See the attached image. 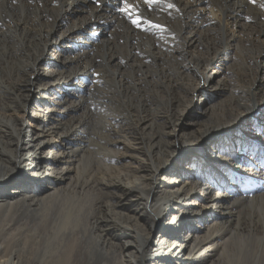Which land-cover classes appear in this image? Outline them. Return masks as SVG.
I'll return each instance as SVG.
<instances>
[{"label":"bare ground","instance_id":"1","mask_svg":"<svg viewBox=\"0 0 264 264\" xmlns=\"http://www.w3.org/2000/svg\"><path fill=\"white\" fill-rule=\"evenodd\" d=\"M261 5L0 0V264H264ZM70 41L80 47L40 80L45 56ZM227 55L230 77L213 83ZM85 79L88 95L68 109L29 104ZM213 87L222 99L210 105ZM201 102L191 151L179 152L177 127ZM121 140L135 167L117 164Z\"/></svg>","mask_w":264,"mask_h":264},{"label":"rangeland","instance_id":"2","mask_svg":"<svg viewBox=\"0 0 264 264\" xmlns=\"http://www.w3.org/2000/svg\"><path fill=\"white\" fill-rule=\"evenodd\" d=\"M83 5H84L83 3H80V4L75 6L76 13L80 12L79 7H81ZM106 6L107 5L104 4L103 7H106ZM108 7L110 9H112V11L115 12V9H113L111 7V5L108 4ZM81 11L83 12V10H81ZM59 25H60V29L61 30L66 28L64 25H62V23H60ZM101 26H102V28H98V29H104L105 28L104 24H102ZM105 29L107 31L109 28H105ZM106 31L104 32L105 34H106ZM84 36H85V39H86L89 36V33H86ZM79 43H81V42L80 41L79 42L78 41H74V42L70 41L67 44L66 43L63 44V48L62 47L58 48L59 54L57 53V50H55V49L51 50V52L45 56L44 61L41 63L43 69L40 70V73L38 75L39 79L42 80V81L45 80V82H46L45 71L54 70V69L58 68L60 66L58 56L61 57V56H69V55L74 54L77 51L76 49H78L80 47ZM234 56H235V51H234L233 48H231V50L229 52V57H234ZM226 58H228V55L226 57H223V59H221V61L219 63L220 64V69L217 72V74H214L215 75V79H214L213 83L221 85V79L223 81L225 79H228V77H230V73L228 72V66L225 64V61H228V60H225ZM216 84H215V87L217 88ZM89 85H90L89 79H85V80H83V81H81V82H79L77 84H72V85L64 84V85H61V87H60V85H53L51 87L49 86V87H46L47 90H45L46 96L42 97L43 95L38 96L36 94L35 95L33 94L32 97L29 99V104L31 106H39V103H45V104H47V105H49L51 107V106H53L55 104V102L59 98H62V99L65 100L64 107L66 109H68V108L71 107V104L74 101H76L78 94H83L85 96L88 95V86ZM215 87H213L214 90L212 92H213V95L216 96V98L213 100L214 102L211 103L210 105H212L214 103H217V102L219 103L220 99H222V96H220L219 90L216 89ZM223 90L228 92L227 89H223ZM208 97L209 96H207L205 99L207 100ZM192 108H194L196 110L195 114H193ZM202 108H203L202 102L190 107L187 110V112L190 110L189 113L185 114L186 122L184 123V125H178L177 133H178V137L180 138V145L178 144V147H180L179 152H182L183 150H185L183 148H186V147H189L188 150L191 151V149H190V144H191L190 143V140H191L190 139V136H191L190 132H191V130L196 129V126H193L192 124L190 125V121H192V120L199 121L201 119L202 112L205 110V108L204 109H202ZM180 109L182 111V110H185L186 108H184V106H180ZM54 114H55V118H57V116L60 114V112H55ZM183 118H184V116H183ZM248 129H247V131H246L244 136L247 137V138L248 137L252 138L251 136H253V133H252V131H249ZM80 135L83 138H81V137L74 138L73 142H75V141L82 142L83 143L82 147H83L86 144V141H85L86 138L84 137L83 133H80ZM210 141H211V138L209 139V137L205 140L206 144H208V146H206L205 150L203 151V154H205V155H207L209 153L214 155V152L216 150H218V144L216 143V145L210 147V145H209ZM122 142L125 143L124 140H121V142L119 143V146L116 147V149L114 150L116 155L118 157H120V161H118L117 164L121 165L122 168H129V167H132V166L135 167L136 166L135 161L132 160L131 158H129L128 156L125 157V155L123 153ZM54 145H55V150H57V147H59V143L55 142ZM72 147L75 148L74 145ZM184 154H187V152H185ZM195 154L196 155L193 156L192 160H197V159L200 158L198 156V153H195ZM48 159H49L48 155H45L44 157L41 158V160L44 161V162H47ZM118 165L117 166L115 165L116 168L118 167ZM177 165H179L180 166L179 168H181V166H183V163L181 162V164H178L177 162H175V163L169 165L168 168L169 169H173V168L175 169L177 167ZM62 166H65V165H61V167ZM185 169H188V168L184 167L183 170H185ZM71 177H73L72 174H71ZM18 180H19V177H17V175H11V177L8 179V185L14 184ZM29 186L31 187L32 185H29ZM134 197H136V196H134ZM151 198H152L151 199L152 203H155L156 202V198L155 197H151ZM132 199H133L132 207H138V205L141 204L138 199H135V198H132ZM156 231H157V233L160 231V228L157 227V226H156ZM129 233H134V232H133V230H130ZM23 240L25 241V238ZM129 240L130 241L134 240V238L133 239L130 238ZM25 242L28 243L29 240H26ZM257 246H255L254 248H256L257 250L259 249L258 251L261 250V247L264 248V246H260V247H259V245H257ZM143 249L144 250H142V251H143L144 254H147L149 252L147 245Z\"/></svg>","mask_w":264,"mask_h":264},{"label":"snow or ice","instance_id":"3","mask_svg":"<svg viewBox=\"0 0 264 264\" xmlns=\"http://www.w3.org/2000/svg\"><path fill=\"white\" fill-rule=\"evenodd\" d=\"M144 2H145L146 4H149V5L151 4V0H144ZM252 2L255 3V0H252ZM96 3L99 5L100 0H96ZM261 6L264 7V5H261ZM131 7H132V5H128L127 7H122V8H120L119 11H120L121 13H124L126 16H128L129 19H131V15L129 14V12H130V8H131ZM169 7H173V5H169ZM131 22H132L134 25H137V24L139 23V21L136 20V19H132Z\"/></svg>","mask_w":264,"mask_h":264}]
</instances>
